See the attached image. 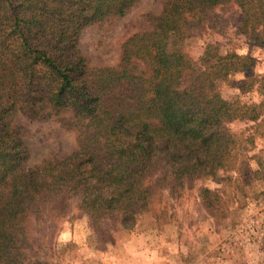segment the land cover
<instances>
[{"label":"trees","instance_id":"1","mask_svg":"<svg viewBox=\"0 0 264 264\" xmlns=\"http://www.w3.org/2000/svg\"><path fill=\"white\" fill-rule=\"evenodd\" d=\"M139 1L0 0V264H29L32 226L44 217L56 225L74 207L96 228L157 218L163 191L236 173L245 149L232 123L264 124V74L247 75L230 99L222 94L254 67L252 57L217 43L198 59L187 51L196 32L221 22L216 11L231 7L247 45L264 50V0H165L150 30L120 44L116 66L90 68L82 31ZM251 92L260 100H244ZM18 118H57L75 132L76 149L30 167ZM198 191L209 214L224 218L221 195Z\"/></svg>","mask_w":264,"mask_h":264},{"label":"rangeland","instance_id":"2","mask_svg":"<svg viewBox=\"0 0 264 264\" xmlns=\"http://www.w3.org/2000/svg\"><path fill=\"white\" fill-rule=\"evenodd\" d=\"M164 1L140 0L123 18L83 30L78 47L88 66H116L120 44L133 33L150 30ZM216 14L221 22L214 29L196 32L187 51L198 59L205 43H217L222 53L234 51L254 59L248 74H237L222 86L223 96L230 99L247 75L264 74V50L247 45L239 34L236 8ZM242 95L244 100H260L256 92ZM18 121L26 129L30 167L76 149L75 132L65 130L57 118ZM230 127L245 149L236 173L220 172L215 180L188 182L169 196L168 190L163 191L157 218L143 213L132 229L113 227L110 220L96 228L76 207L56 225L44 217L32 226L29 264H264V124L236 121ZM201 187L221 195L224 218L217 221L206 210L199 197Z\"/></svg>","mask_w":264,"mask_h":264}]
</instances>
